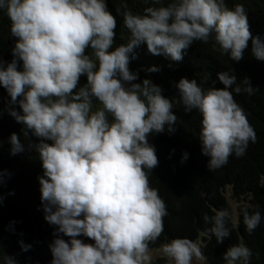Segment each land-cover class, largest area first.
I'll use <instances>...</instances> for the list:
<instances>
[{
    "label": "clouds",
    "instance_id": "9594fccd",
    "mask_svg": "<svg viewBox=\"0 0 264 264\" xmlns=\"http://www.w3.org/2000/svg\"><path fill=\"white\" fill-rule=\"evenodd\" d=\"M143 2L162 6L134 14L122 0L117 12L130 39L113 47L117 22L104 0H0V12L16 38L11 62L0 59V87L9 105L16 106L8 114L23 126L27 150L41 161L44 220L56 228L49 245L51 264H150V245L163 233L168 212L149 183L158 158L148 136L166 128L173 132L177 118L173 101L161 95L160 87L150 79L135 83L139 75L129 70L133 49L145 44L154 56L180 61L194 42L211 40L215 51L238 62L251 40V54L264 61V42L252 36L242 4L230 9L226 0ZM81 76L86 84L78 88ZM217 79L222 89L204 90L185 78L176 84L185 111L198 110L202 117L199 142L210 171L225 166L233 154L243 156L256 140L233 95H252L255 89L247 79L238 84L228 71ZM30 134L38 142L32 143ZM9 143L10 155L26 151L15 133ZM186 159L184 154L182 162ZM5 175L10 173L0 172V184ZM213 211L203 220L219 244L230 236L229 212ZM261 220L259 211L243 214L250 233ZM20 247L27 251L31 245L20 242ZM161 251L171 264L204 259L200 246L187 238L173 239ZM251 255L247 246L237 244L223 260L248 264ZM0 264H16L2 247Z\"/></svg>",
    "mask_w": 264,
    "mask_h": 264
},
{
    "label": "trees",
    "instance_id": "16d2710c",
    "mask_svg": "<svg viewBox=\"0 0 264 264\" xmlns=\"http://www.w3.org/2000/svg\"><path fill=\"white\" fill-rule=\"evenodd\" d=\"M104 2L117 22L113 47L126 45L130 33L117 12L122 0ZM123 3L134 14H143V9L148 6H162L145 4L143 0H123ZM237 3L245 8L252 36L264 42V0H226L230 9ZM15 42L16 38L10 35V21L5 13L0 12V59L5 64L13 59L11 49ZM251 47L249 40L243 58L238 62L215 51L211 40L207 44L194 42L183 51L180 61H172L163 55L154 56L147 51L145 44L133 49L129 70L139 75L135 83L150 79L160 87L161 95L173 101L172 112L177 118L173 132H167L166 128L164 133L148 136L158 158L157 167L149 173V183L158 190L168 212L163 219V233L150 245V249L159 248L176 238H187L193 242L200 240L199 246L207 264H225L223 254L226 250L230 246L244 244L252 252L248 264H264V61L254 58ZM90 52L89 48L85 54ZM151 68L157 70L149 72ZM18 70H22V62L18 63ZM226 71L235 76L238 84L247 79L255 89L252 95H237L235 92L233 95L254 129L256 140L249 143L243 156L233 154L225 166L210 171L209 157L202 154L199 142L202 117L198 110L185 111L179 103L176 84L185 78L196 80L204 90L222 89L224 86L218 81L217 74ZM85 84L86 77L81 76L78 88ZM9 99L7 91L0 87V172L10 173L0 184V247L5 255L15 258L16 264H51L49 245L56 238V228L44 220L38 181V177L43 176L41 161L34 151L27 150L29 140L22 135L23 126L8 114L10 107H16L9 105ZM16 110L19 111L18 107ZM13 133L20 136L26 147L25 152L15 156L10 155L9 137ZM30 141L38 142L31 134ZM184 154H187V159L182 162ZM226 188L231 190L233 199L246 200L250 206L239 209L236 222L228 218L230 236L218 244L208 233L211 225L205 224L203 217L214 215L213 210L228 211L224 196ZM245 211L261 213V223L251 233L243 223ZM62 238L68 240L67 237ZM78 238L85 243H94L85 237ZM20 242L31 245V248L22 251ZM150 264L171 263L164 257H157Z\"/></svg>",
    "mask_w": 264,
    "mask_h": 264
},
{
    "label": "rangeland",
    "instance_id": "374dc122",
    "mask_svg": "<svg viewBox=\"0 0 264 264\" xmlns=\"http://www.w3.org/2000/svg\"><path fill=\"white\" fill-rule=\"evenodd\" d=\"M224 196L226 198L227 204H228V212H229V217L231 218V220L233 222L237 221V216L239 213V209L243 206H250V204L246 201H236L235 199L232 198L231 196V190L229 188H226V190L224 191ZM196 243L199 245L201 243L200 240H197ZM166 244V243H165ZM161 247L159 248H155V249H151L149 255L151 256V260L157 258V257H164L166 258L162 251H161ZM167 259V258H166ZM171 263V262H170ZM193 264H207L206 260H193Z\"/></svg>",
    "mask_w": 264,
    "mask_h": 264
}]
</instances>
